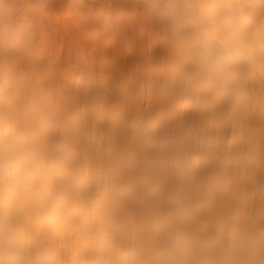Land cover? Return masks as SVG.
Masks as SVG:
<instances>
[{
    "label": "clouds",
    "instance_id": "clouds-1",
    "mask_svg": "<svg viewBox=\"0 0 264 264\" xmlns=\"http://www.w3.org/2000/svg\"><path fill=\"white\" fill-rule=\"evenodd\" d=\"M0 264H264V0H0Z\"/></svg>",
    "mask_w": 264,
    "mask_h": 264
}]
</instances>
